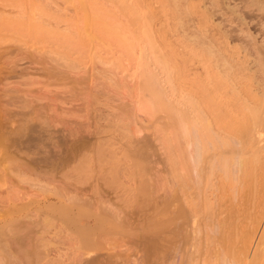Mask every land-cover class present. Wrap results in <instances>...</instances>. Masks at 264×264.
I'll return each instance as SVG.
<instances>
[{"label": "rangeland", "instance_id": "obj_1", "mask_svg": "<svg viewBox=\"0 0 264 264\" xmlns=\"http://www.w3.org/2000/svg\"><path fill=\"white\" fill-rule=\"evenodd\" d=\"M254 3L252 0H0V121L6 126L0 129V257L5 256L0 258V264H47L49 257L45 259L40 251L43 252L42 245L48 240L54 242V258L58 252L67 251L69 256L62 259V264H75L85 251L81 249L82 239L88 237L78 218L82 212L89 213V217L93 215L84 218L90 219L91 224L95 217L104 218L90 240L94 242V254L104 255L109 264L112 259V264H264V153L258 154L261 159L253 161L255 165L248 158L250 164L247 162L245 168L239 166L235 156H226L229 162H218L208 170L209 175L202 173L203 178L188 192L194 195L196 203L193 213L185 203V190L180 191L179 186L183 187L178 181L180 178H174L175 171L168 157L170 151L164 141V132H168L172 120L170 115L182 113V109L186 111L185 98L191 86L197 83L196 78L203 79L209 62L202 54L213 49L212 43L217 44L216 48L228 47L220 52L214 47L211 51L217 52L211 55L212 60L217 59L219 52V57L227 61L239 56L241 61L247 51V56L252 55L250 60L246 59L254 89L264 81L261 74L264 73V10L261 3ZM92 16L93 22L96 19L94 23ZM18 20L25 23L23 27L10 24ZM27 23L41 28L42 33L30 34ZM238 45L243 56L238 52L233 54L231 48ZM164 54L176 71L163 66L160 57ZM149 71L153 74H148ZM154 82L156 87L161 85L158 87L167 94L169 104L174 105L173 114L153 101L150 89ZM52 140L59 151L56 171L50 167L52 155L47 152L44 156ZM107 140L112 147H108ZM46 141L51 144L47 146ZM103 146L105 150H101ZM19 147L23 150L18 152ZM68 149L76 155L71 156L72 162ZM25 153L32 154L34 160L38 158L32 164L36 167L41 163L37 170L25 167ZM9 154L16 157L10 158ZM52 171L59 178L55 174L53 178L57 180L49 183L54 175ZM109 200L116 208L113 205L110 208ZM176 201L178 208H188L183 207V216L178 217L179 221L184 217L181 219L187 224L184 231L177 218L174 226L180 224L179 229L170 227L172 223L166 229L161 225L162 221L163 225L168 224L167 220L171 222L168 216L172 218L173 210L178 209L174 206ZM119 209L129 213L128 224L126 220V225L113 221ZM66 210L71 212L73 220L67 217ZM32 218L38 223L36 230ZM19 219L26 224L23 222L20 226ZM15 220L18 223H13ZM26 225L38 233L32 234ZM161 226L167 233L160 230ZM171 243L176 250L170 247ZM148 251L150 260L146 256ZM116 254L118 258L123 257L121 262ZM105 261L102 263L107 264Z\"/></svg>", "mask_w": 264, "mask_h": 264}, {"label": "bare ground", "instance_id": "obj_2", "mask_svg": "<svg viewBox=\"0 0 264 264\" xmlns=\"http://www.w3.org/2000/svg\"><path fill=\"white\" fill-rule=\"evenodd\" d=\"M14 1V0H13ZM256 1V3H254ZM255 1H253L252 0V2L254 3V4H256V5H258L259 3H261V9H263L264 10V7L262 6V2L264 3V1H262V0H259L260 2H258V0H255ZM262 1V2H261ZM250 3V2H249ZM251 4V3H250ZM248 5V4H247ZM246 5V7L247 8H251V5H250V7H248ZM253 6V5H252ZM254 7V6H253ZM252 7V8H253ZM257 7H260V5L259 6H257ZM94 8V7H93ZM242 10V9H241ZM263 10H261V11H263ZM251 11H253L252 9H251ZM260 11V10H259ZM136 12H138L137 10H136ZM264 12V11H263ZM96 13V12H95ZM108 14H109V12H107ZM244 13H245V11H244ZM248 15V14H247ZM262 15V14H261ZM95 16H96V14H95ZM91 17V16H90ZM104 17V16H103ZM95 17H93L92 16V18H91V20L92 19H94ZM102 19V18H101ZM253 19V18H252ZM106 20V19H105ZM85 21H88V20H85ZM96 21V19L94 20V22ZM89 22V21H88ZM92 22H93V20H92ZM93 22V23H94ZM241 22V21H240ZM13 27H15V28H20V27H23V25L25 24L23 21H19L18 20V22L17 21H15V22H13V23H10ZM28 25H30L29 23H27ZM32 24V26L30 25L29 26V28H30V34H41L42 32H40V31H42L41 30V28H36V26H33V23H31ZM85 24H87V22L85 23ZM98 24V23H97ZM103 24V23H102ZM101 24V25H102ZM105 24H107V25H109L108 23H105ZM244 24V23H243ZM247 24H248V22H247ZM261 24V23H260ZM92 25V24H91ZM244 25H246V24H244ZM94 26H96V25H93V27ZM103 26V25H102ZM99 27V26H98ZM112 27V26H111ZM110 26H109V28H111ZM113 27L115 28V26L113 25ZM112 27V28H113ZM111 28V29H112ZM100 29V28H99ZM111 29L109 30V32H111ZM115 29H118L117 27L115 28ZM245 30V29H244ZM90 31V30H89ZM88 31V32H89ZM102 31V30H101ZM114 31V30H113ZM103 32V31H102ZM101 32V33H102ZM116 32H119L118 30L116 31ZM263 32V31H262ZM91 33V32H90ZM95 33L96 34H98V35H100L99 34V31H98V33L95 31ZM107 33V32H106ZM112 34H113V32H111L110 33V37L112 36ZM116 34V33H115ZM118 34V33H117ZM91 36H93V34L91 35ZM109 36V34H107V37ZM120 36H121V34H120ZM119 37V36H118ZM124 37V36H123ZM95 38V37H94ZM104 38V37H103ZM121 38H122V36H121ZM119 39H120V37H119ZM124 39V38H123ZM122 42V41H121ZM216 42V41H215ZM249 42V41H248ZM247 42V43H248ZM264 42V41H263ZM126 43V42H125ZM128 43V42H127ZM220 43V42H219ZM253 43V42H252ZM215 44V43H214ZM210 45V44H209ZM213 43L211 44V47H213V49H215L216 48V46H217V44H215V45H213ZM223 45V44H222ZM247 45V44H246ZM250 45V44H249ZM256 45H258V44H256ZM228 46V45H227ZM240 45H238L237 46V48L234 46V48H236V49H234V48H231L232 50H233V54L234 53H236V55H237V52H238V54L239 55H242V54H240L241 53V51H240V49H238V47H239ZM215 47V48H214ZM224 47V48H223ZM218 46L217 48H219V52H220V50L222 51V48L223 49H228V47H226V46ZM252 47V46H251ZM208 48V47H207ZM209 48H210V46H209ZM216 48V49H217ZM243 48V47H242ZM241 48V49H242ZM246 48V47H245ZM249 48V47H248ZM154 49H156L157 50V47H155ZM212 48H211V50H213ZM244 49V48H243ZM206 50V49H205ZM210 49H208V50H206V52L204 51L203 52V54H202V56L204 55V59L206 60V62H209L208 63V65L204 68L205 69V73H204V75H202L203 76V79H199V80H197V78H196V81H197V83H193L195 86L194 87H192L191 86V88H193L192 90H191V88H190V94H189V96L187 97V98H185L186 100H185V104L187 105V109H186V111H184L182 108H178L179 110H181L182 109V113L181 114H179V112H178V114H176L177 112H174L173 110H175V108H174V105L173 106H171L170 104H169V102H168V99L169 98H167V94L165 95V93H163L162 91L163 90H161V87H158V85L159 86H161L160 84H158L157 85V87H156V85H155V83H157V82H154V85H153V83H152V85H151V89H150V93H151V96H152V99H153V101H156V104H158V106H162V107H164L165 109H166V112L168 111V113H170L171 114V112H172V114H173V112H174V116H175V118H174V116H172V115H170V114H168V117H169V115L172 117H170V119H172L171 120V122H169L170 124L168 125V132L166 131V132H164L165 133V144H166V146L169 148V151H170V156H168V157H170L169 159H170V162H171V165H173V168H174V178H177V180H178V178H180V180H178V181H180L181 183H182V185H183V187L182 186H179L180 187V191H181V189H184L185 191H184V197H186V198H184L185 199V203H186V205H188L189 207H191V211L194 213V211L195 210H193V206L194 205H196V203L194 204V202H193V198H194V195L193 194H189L188 192L191 190V189H193L194 188V183H196V182H198L199 181V179L201 178H203V176L204 175H202V173H204V172H208V170H210L211 168H213V167H216V165H217V163L218 162H220V161H224L225 159H227V158H225L226 156H235L234 158L235 159H237L238 158V160H235V159H233V160H235V161H239V162H237V163H240V165L239 166H243L244 167V165H247L250 161V159L252 160L251 161V163H255V162H253V161H260V155H261V153H264V81L263 82H261L260 84L258 83V85L257 86H259V87H257V89L255 88L254 89V82H253V84H252V77L250 76V72L249 73H247V69H249V62H248V60L246 59V58H248L249 59V57L250 56H252L251 54L249 55V56H247V51L245 52V54H246V56H245V58H243L244 60H241V61H239L240 60V58H242L241 56H239V57H237V59H230V60H228L227 61V59H223V58H220L219 56V52H218V55H217V59L215 58V60L213 59H210L212 56L211 55H213L214 56V53L213 52H215V51H211ZM218 50V49H217ZM217 50H216V52H217ZM225 50H223V52L225 51ZM245 50V49H244ZM157 52H159L160 53V51H159V49L157 50ZM215 52V53H216ZM228 53H230L229 51H227ZM232 52V51H231ZM254 52V51H253ZM256 52V51H255ZM254 52V53H255ZM220 54H222V53H220ZM231 54V53H230ZM260 54V53H259ZM157 55V54H156ZM159 55V54H158ZM165 55V54H164ZM226 55H228L227 53H226ZM160 56H163V54H162V52H161V55ZM159 56V57H160ZM235 56V55H234ZM243 56V55H242ZM159 57H158V59L157 60H159V61H161L162 60V62H163V66L167 69V70H173V71H176L175 70V66L173 67V65H170L169 64V60L168 59H166V55L162 58V57H160L161 58V60L159 59ZM219 57V58H218ZM223 57V56H222ZM228 57V56H227ZM226 57V58H227ZM225 58V57H224ZM252 58V57H251ZM164 59V60H163ZM259 59V58H258ZM262 59V58H261ZM250 60V59H249ZM263 60H264V57H263ZM263 60H260V61H262L263 62ZM213 61V62H212ZM239 61V62H238ZM246 61H247V63H246ZM255 61H258V60H255ZM259 61V63H261ZM210 62H211V64H210ZM255 63V62H254ZM210 64V65H209ZM248 64V65H247ZM263 64V63H262ZM259 65V64H258ZM248 66V67H247ZM254 66V65H253ZM262 68V67H261ZM165 69V70H166ZM255 69V68H254ZM171 70V71H172ZM252 72H254V71H252ZM263 72V71H262ZM170 73V72H169ZM177 73H178V71H177ZM259 73V72H258ZM148 74H150V75H152L151 73H150V71L148 72ZM172 74V73H171ZM263 76H264V73H261ZM150 75H149V77H150ZM178 75H179V73H178ZM253 75V74H252ZM169 76V75H168ZM181 77H182V75H181ZM152 78H153V76H152ZM169 78L171 79V77L169 76ZM195 80V79H194ZM193 79H192V81L191 82H193L194 81ZM255 80H257V79H255ZM264 80V79H263ZM259 81V80H258ZM262 81V80H261ZM195 82V81H194ZM159 83V82H158ZM150 85V84H149ZM256 87V86H255ZM166 96V97H165ZM179 105V104H178ZM182 105V104H181ZM180 105V106H181ZM179 107V106H178ZM28 108V107H27ZM177 108V107H176ZM178 109H177V111H178ZM26 111V110H25ZM27 112V111H26ZM32 112V111H31ZM34 112V111H33ZM32 112V113H33ZM18 113V112H17ZM25 113V112H24ZM29 113V112H28ZM27 113V114H28ZM35 113V112H34ZM14 114H15V112H14ZM177 116H176V115ZM25 117V116H24ZM34 117V116H33ZM15 119H18V118H15ZM28 119V118H27ZM19 120V119H18ZM31 120H34V119H31ZM40 120V119H39ZM10 121V120H9ZM19 122H21V121H19ZM40 123H41V121H39ZM0 129H2L3 127H6L5 126V123H2V121H0ZM17 126V125H16ZM12 127V126H11ZM50 127V126H49ZM52 127V126H51ZM57 127V126H56ZM54 128V127H53ZM16 129V128H15ZM38 129V128H37ZM171 129V130H170ZM11 131H12V129H10ZM14 130V129H13ZM17 131H18V129H16ZM24 130V129H23ZM29 130V129H28ZM19 131H21V129L19 130ZM18 131V132H19ZM25 131V130H24ZM30 131V130H29ZM32 131H33V129H32ZM32 131H31V133H32ZM10 132V131H9ZM38 132V131H37ZM36 132V133H37ZM74 132V131H73ZM0 133H2V132H0ZM22 133V132H21ZM52 133V132H51ZM75 133V132H74ZM3 134H5V132H3ZM15 134V133H14ZM28 134H29V132H28ZM56 134V133H55ZM46 135V134H45ZM167 135V136H166ZM4 136V135H3ZM29 136V135H28ZM36 136V135H35ZM54 136H56V135H54ZM70 136V135H69ZM25 137H27V136H25ZM30 138H32L31 136H29ZM52 137V136H51ZM67 137V136H66ZM86 137H87V135H86ZM3 138V137H2ZM14 138V137H13ZM4 139V138H3ZM7 139H8V137H7ZM10 139V138H9ZM8 139V140H9ZM15 139V138H14ZM61 139V138H60ZM91 139V138H90ZM47 140V139H46ZM3 141H5V140H3ZM32 141V140H31ZM51 141V140H50ZM66 141V140H65ZM70 141V140H69ZM99 141V140H98ZM11 142V141H10ZM21 142V141H20ZM40 142V141H39ZM47 142V141H46ZM52 144L49 142H47V146H48V144H51V145H49L50 147L48 148L49 149V151H46V150H48V149H46V150H44V151H46V153H45V155L44 156H46V154H47V152H49L51 155H52V161H50V162H52V166H50V167H52L53 169H54V171H56V167H57V155H58V153H59V151H58V147H57V143H55V141L54 140H52ZM88 142V141H87ZM109 142H110V140H109ZM5 143V142H4ZM3 143V144H4ZM34 143H35V140H34ZM82 143V142H81ZM107 143H108V140H107ZM69 144V143H68ZM89 144V143H88ZM109 144V143H108ZM43 145V144H42ZM66 145H67V142H66ZM110 145L111 144H109L108 145V147H110ZM128 145V144H127ZM7 147H9L8 146V144L6 145ZM68 146H70V145H68ZM114 146V145H113ZM179 146V147H178ZM13 147H14V145H13ZM16 147V146H15ZM14 147V148H15ZM39 147V146H38ZM45 147H46V143H45ZM108 147L106 148V149H108ZM111 147H112V145H111ZM166 147V148H167ZM181 147V150L179 149ZM42 148V147H41ZM79 148V147H78ZM100 148V147H99ZM115 148V147H114ZM6 149V148H5ZM8 149V148H7ZM19 149L20 150H23L21 147H19V148H17V150H18V152H19ZM39 149V148H38ZM66 149H67V146H66ZM81 149V148H80ZM105 150V146H103V147H101V150ZM117 149V148H116ZM120 149V148H119ZM17 150H16V152H17ZM78 150V149H77ZM87 150V149H86ZM111 150V149H110ZM89 151H90V149H89ZM168 151V150H167ZM15 152V151H14ZM23 152H25V151H23ZM39 152H41V149H40V151ZM65 152V151H64ZM68 152H69V149H68ZM74 152V150L72 151V150H70V152H69V154L67 153V155H69V159H72V160H69L70 162H72L73 161V154H74V156H76L75 155V152ZM81 152V151H80ZM84 152H86V151H84ZM92 152H93V150H92ZM95 152V151H94ZM101 152V151H100ZM117 152V151H116ZM8 153H10V152H8ZM20 153H22V151L20 152ZM36 153V152H35ZM34 153V154H35ZM89 154H90V152H88ZM110 153V152H109ZM119 153H120V151H119ZM169 153V152H168ZM18 154V153H17ZM77 154V153H76ZM84 154V153H83ZM115 154V153H114ZM118 154V153H117ZM258 154H260L259 156H258ZM14 155V154H13ZM16 155V154H15ZM19 155V154H18ZM30 154H26L25 153V158L24 159H26L25 161H26V165L25 164H23V165H25V167L28 169L29 168V166L30 167H32V164H33V162L34 161H36V160H38V158L36 159V160H34L33 159V156H29ZM87 155V154H86ZM110 155H112V153L110 154ZM120 155H122V153L120 154ZM264 155V154H263ZM262 155V156H263ZM9 156H10V158H12L11 157V154H9ZM21 156H22V154H21ZM24 156H22V157H24ZM36 156V155H35ZM43 156V157H44ZM72 156V157H71ZM84 156H85V154H84ZM113 156V155H112ZM14 157H16V156H14ZM13 157V158H14ZM20 157V156H19ZM18 157V158H19ZM67 157V156H66ZM86 157H88V159H89V156H86ZM120 157V156H119ZM264 157V156H263ZM230 158V157H229ZM248 158H249V160H248ZM7 160H8V158H6ZM66 159H68V158H66ZM87 159V158H86ZM86 159H85V161H86ZM91 159V158H90ZM116 159H118L117 157H116ZM126 159V158H125ZM231 159L232 158H230V162H231ZM20 160V159H19ZM61 160H63V159H61ZM113 160H115L114 158H113ZM64 161V160H63ZM104 161V163H106L105 162V160H103ZM102 161V162H103ZM108 161H110V160H108ZM121 161V160H120ZM229 162L228 160H225V162ZM234 161V162H235ZM59 162H60V160H59ZM58 162V163H59ZM67 163H69L68 162V160L66 161ZM65 162V163H66ZM224 162V163H225ZM248 162V163H247ZM64 163V162H63ZM89 163V162H88ZM232 163V162H231ZM259 163V162H258ZM45 164V163H44ZM47 164V163H46ZM73 164H75V162L73 163ZM220 164V163H219ZM222 164V163H221ZM226 164V163H225ZM224 164V165H225ZM250 164V163H249ZM257 164V163H256ZM260 164V163H259ZM23 165H22V167H23ZM39 165H41V163H39ZM39 165H37V166H39ZM255 165V164H254ZM37 166L35 167V165H34V167H32L33 169H31V168H29L28 170H34L35 168H36V170H37ZM60 166V165H59ZM105 166V165H104ZM219 166H221V165H219ZM223 166V165H222ZM21 167V166H20ZM47 167V166H46ZM49 167V168H50ZM102 167V166H101ZM231 167V166H230ZM66 168V167H65ZM83 168H84V165H83ZM225 168V167H224ZM245 168V167H244ZM247 168V167H246ZM129 169V168H128ZM221 169H223V168H221ZM252 169H253V167H252ZM22 170V169H21ZM43 170V169H42ZM50 170V169H49ZM84 170V169H83ZM220 170V169H219ZM23 171H24V169H23ZM27 171V170H26ZM44 171V170H43ZM85 171L87 172V170L85 169ZM173 171V170H172ZM35 172V171H34ZM42 172V171H41ZM53 172V171H52ZM58 172V171H57ZM63 172H65V171H63ZM62 172V173H63ZM81 172V171H80ZM90 172V171H89ZM117 172V171H116ZM211 172H212V170H211ZM38 173V172H37ZM40 173V172H39ZM44 173H45V171H44ZM47 173V172H46ZM60 173H61V171H60ZM66 173H67V171H66ZM93 173H95V172H93ZM98 173V172H97ZM51 174V173H50ZM53 176L51 177V182L49 181V183H53L54 182V180L56 181L57 180V178H53V177H56L57 176V173L56 172H53ZM55 174H56V176H55ZM119 174V173H118ZM132 174V173H131ZM209 174H211L210 172H208V175ZM31 175V174H30ZM35 175H36V173H35ZM45 175V174H44ZM47 175V174H46ZM48 175H49V173H48ZM67 175H68V173H67ZM76 175V174H75ZM87 176H88V174H86ZM117 175V174H116ZM146 175V174H145ZM212 175H213V173H212ZM34 176V175H33ZM40 176H41V174H40ZM86 176V177H87ZM96 176V175H95ZM95 176H94V181H95ZM207 176V175H206ZM58 177V176H57ZM62 177H64V176H62ZM75 177V176H74ZM119 177V176H118ZM209 177V176H208ZM225 177V176H224ZM53 178V179H52ZM59 178V177H58ZM77 178V177H76ZM242 178V177H241ZM62 179V178H61ZM86 180H88V178H85ZM98 179V178H97ZM101 179V181H102V178H100ZM103 179H104V181L106 180L105 179V177H103ZM39 180V179H38ZM85 180V181H86ZM211 180V179H210ZM241 180V179H240ZM80 182H82V181H84V180H79ZM89 181V180H88ZM92 181V180H91ZM93 181V182H94ZM103 181V182H104ZM203 181V180H202ZM244 181L245 180H243V183H244ZM66 182H68V181H66ZM87 182V181H86ZM93 182H92V184H93ZM108 182V181H107ZM180 182H179V184H180ZM200 182V181H199ZM47 183V182H46ZM84 183V182H83ZM89 183V182H88ZM97 182L95 181V184H96ZM55 184V183H54ZM53 184V185H54ZM79 184V183H78ZM199 184V183H198ZM74 185H76V184H74ZM82 185V184H81ZM140 185V184H139ZM181 185V184H180ZM200 185V184H199ZM55 186V185H54ZM84 186V185H83ZM94 186V185H93ZM138 186V185H137ZM202 186H203V184H202ZM100 187H101V185H100ZM133 187V186H132ZM80 188V187H79ZM103 188V187H102ZM135 188V187H134ZM137 188V187H136ZM54 189H55V187H54ZM67 189V188H66ZM74 189V188H73ZM82 189H84V188H82ZM119 190V189H118ZM199 190H200V188H199ZM78 191V190H77ZM82 191V190H81ZM134 191V190H133ZM175 193V192H174ZM54 194V193H53ZM102 194V193H101ZM100 194V195H101ZM118 194V193H117ZM181 194H183V190H182V193ZM97 195V194H96ZM105 195V194H104ZM123 195V194H122ZM178 195V194H177ZM206 195V194H205ZM79 196V195H78ZM99 196V195H98ZM101 196H103V195H101ZM128 196V195H127ZM133 196V195H132ZM85 197V196H84ZM123 197H124V195H123ZM156 197V196H155ZM183 197V196H182ZM75 198V197H74ZM206 198V197H205ZM208 198H209V196H208ZM60 199V198H59ZM84 199V198H83ZM82 199V200H83ZM92 199V198H91ZM96 199H98L97 197H96ZM95 199V200H96ZM101 199V198H100ZM127 199V198H126ZM134 199V198H133ZM147 199V198H146ZM151 199H152V197H151ZM87 200V199H86ZM166 200V199H165ZM183 200V199H182ZM209 200V199H208ZM208 200H206L207 202H208ZM89 201H90V199H89ZM92 201V200H91ZM102 201V200H101ZM100 201V202H101ZM108 200H106V202H107ZM110 201V200H109ZM132 201V200H131ZM167 201V200H166ZM93 202V201H92ZM171 202H173V201H171ZM175 202V201H174ZM177 202V201H176ZM90 203V202H89ZM111 205H110V208H112L111 206L113 205V203H111V201L109 202ZM132 203V202H131ZM155 203V202H154ZM153 203V204H154ZM77 204V203H76ZM98 203H96V205H97ZM107 204V203H106ZM134 204V203H133ZM156 204V203H155ZM171 204H174V203H171ZM170 204V205H171ZM179 204H180V202H179ZM181 204H183L182 202H181ZM84 205V204H83ZM93 205V204H92ZM95 205V206H96ZM99 205V204H98ZM168 205V204H167ZM183 205H185V204H183ZM212 205V204H211ZM51 206V205H50ZM55 206V205H54ZM108 206H109V204H108ZM171 206H173V205H171ZM175 207H177L178 208V202H177V204L176 205H174ZM187 206V207H188ZM62 207V206H61ZM70 207V206H69ZM84 207V206H83ZM107 207V206H106ZM113 207H115L114 205H113ZM122 207V206H121ZM121 207H120V209H121ZM148 207V206H147ZM183 207L184 206H182L181 208H178L177 210H176V208L174 209L173 207H171L172 209H174L173 210V216H172V218H170V215L168 216V219H171V222L169 221V220H167L168 222V224H166L165 223V220H164V223L166 224V225H163V221H162V224L159 222V226H160V224L164 227L165 226V229H166V226H168L169 225V223L171 224L172 223V226L170 225V227H173L174 226V224L175 223H177V221H175L176 220V218H177V220H178V223H180L181 222V224L183 225V231H184V228H186L187 229V224H186V222H184L183 220V223H182V221H181V219H183L184 217H182V218H180V221H179V218L178 217H181L180 215H182L183 214ZM197 207H198V205H197ZM201 207V206H200ZM51 208V207H50ZM80 208V210H81V208L82 207H79ZM100 208V207H99ZM108 208V207H107ZM116 208V207H115ZM140 208H141V206H140ZM47 209V208H46ZM52 209V208H51ZM72 209V208H71ZM106 209V208H105ZM119 209V210H120ZM184 209L186 210V209H188V208H186V207H184ZM194 209H195V206H194ZM99 209H97V211H98ZM112 210V209H111ZM142 210H143V206H142ZM159 210V209H158ZM168 210V209H167ZM176 210V211H175ZM200 210H201V208H200ZM40 211V210H39ZM69 211H70V208H69ZM110 211V210H109ZM145 211V210H144ZM169 211V210H168ZM198 211H199V208H198ZM62 212H63V210H62ZM73 212V211H72ZM79 212V211H78ZM95 212V211H94ZM104 212V211H103ZM110 212H113V210L112 211H110ZM126 212H127V210H126ZM125 212V210H120L119 212H116L115 211V216H114V213H113V216H114V222H115V220L118 222V223H120V222H123V224L122 225H126V224H124V222H125V220H126V223H127V217H129L127 214H129V213H126ZM143 212V211H142ZM141 211H140V214L142 213ZM147 212V211H146ZM161 212H162V210H161ZM60 213V212H59ZM65 213L67 214V217L68 218H71L72 219V217H70V213L68 212V210H66L65 211ZM73 213H75V212H73ZM99 213V212H98ZM167 213V212H166ZM165 213V214H166ZM188 213H190V211L188 212ZM31 214V213H30ZM80 214V215H79ZM78 215V218L80 217V220H81V223H82V231L83 232H85L87 235H88V237L87 238H85V239H82L83 240V242H82V246H81V249L83 248L85 251L83 252V253H81V256H79V258L76 260V263L77 264H104V263H102V262H104L105 260V257H104V255H100L99 253H96V254H94V250L92 249V246H93V241H91L90 240V237L92 236L93 237V233H94V231L96 230V227H100V223H101V221H102V219H104V218H101L99 215H100V213H99V217L97 218V217H95L96 218V220L94 221V224H91L92 223V221L90 220V219H84L86 216L87 217H89V213H79ZM94 214H96V213H94ZM112 214V213H111ZM143 214V213H142ZM64 215V214H63ZM161 215V214H160ZM189 215V214H188ZM54 216V215H53ZM74 216H75V214H74ZM91 216H93V215H91ZM91 216L89 217V218H91ZM183 216V215H182ZM184 216H187V214L185 215L184 214ZM29 217V216H28ZM28 217H27V219H28ZM67 217H66V219H67ZM86 217V218H87ZM22 218V217H21ZM26 218V217H25ZM156 218V217H155ZM162 218V217H161ZM29 219H31V217L29 218ZM33 219V218H32ZM75 219H76V217H75ZM153 219V218H152ZM160 219V218H159ZM54 220V219H53ZM73 220V219H72ZM79 220V221H80ZM94 220V219H93ZM106 220V219H105ZM108 220V219H107ZM129 220V219H128ZM142 220H144L145 221V219L143 218ZM154 220V219H153ZM152 220V221H153ZM14 221V220H13ZM16 221V220H15ZM18 221V220H17ZM13 222V223H18V222ZM19 223H20V226H22L23 224V220H20L19 219ZM33 221H34V219H33ZM32 221V223H30L29 225H31L32 224V226L34 225V222ZM40 221H41V219H40ZM49 221H51L50 219H49ZM77 221V220H76ZM85 221V222H84ZM108 221H110V220H108ZM107 221V222H108ZM135 221V220H134ZM143 221V222H144ZM151 221V220H150ZM155 221H156V219H155ZM193 221V220H192ZM57 222V221H56ZM103 222V221H102ZM137 222V221H136ZM142 222V224L140 223V225H142L143 226V223ZM154 222V221H153ZM25 223V222H24ZM50 224H51V222H49ZM49 223H46L47 225L49 224ZM116 223V222H115ZM129 223V222H128ZM127 223V224H128ZM186 225H185V224ZM194 223V222H193ZM26 224V223H25ZM28 224V223H27ZM36 224L38 225V223L37 222H35V225H34V228H35V230H36ZM137 224V223H136ZM150 225H151V223H149ZM40 225V224H39ZM101 225H102V223H101ZM179 225L180 224H178V226H176L178 229H179ZM184 225H185V227H184ZM27 226V225H26ZM41 226V225H40ZM39 226V227H40ZM49 226V225H48ZM51 226V225H50ZM111 226V225H110ZM162 226H161V229L160 230H162ZM174 226V227H175ZM190 226V225H189ZM28 227V230H32V234L34 233L35 234V232H34V228L33 227H29V226H27ZM150 227V226H149ZM153 227V226H152ZM31 228V229H30ZM33 228V229H32ZM37 228H38V226H37ZM69 228V227H68ZM18 229H20V227L18 228ZM23 229V228H22ZM40 229L42 230V226L40 227ZM45 229V231H46V233H48L49 231H48V229L46 230V228H44ZM105 229V228H104ZM123 229V228H122ZM167 229H169V228H167ZM186 229H185V231H186ZM16 230H17V228H16ZM40 230V231H41ZM103 230V229H102ZM154 230V229H153ZM192 230H193V228H192ZM22 231V230H21ZM37 231H39V228L37 229ZM48 231V232H47ZM73 231V230H72ZM99 231V230H98ZM162 231H164V228H163V230ZM17 231H14V233H16ZM44 232V231H43ZM124 232V231H123ZM151 232H152V229H151ZM164 232H166V231H164ZM169 232H171V231H169ZM181 232H182V230H181ZM28 233V232H27ZM31 233H29V234H31ZM36 233H38V232H36ZM149 233V232H148ZM155 233V232H154ZM167 233V232H166ZM175 233V232H174ZM174 233H172L171 232V234H173V235H175ZM185 233V232H184ZM184 233H182V235L184 234ZM13 234V233H12ZM22 234V233H21ZM28 234V235H29ZM118 234V233H117ZM251 234V233H250ZM24 235V234H23ZM25 235H26V233H25ZM51 235V234H50ZM152 235V234H151ZM153 235H155V234H153ZM168 235V234H167ZM178 235V234H177ZM249 235V234H248ZM16 236V235H15ZM35 236V235H34ZM39 236H40V234H39ZM44 236H45V234H44ZM44 236H42V237H44ZM253 236V235H252ZM41 237V238H42ZM127 237V236H126ZM140 237V236H139ZM155 237V236H154ZM175 238L177 237V236H174ZM189 237V236H188ZM26 238H28V239H30L29 237H27V235H26ZM124 238V237H123ZM137 238V237H136ZM136 238L134 237V240L136 241ZM15 239V238H14ZM16 239H17V237H16ZM22 239V238H21ZM39 240H40V237L38 238ZM38 239H36V240H38ZM93 239V238H92ZM121 239H122V237H121ZM160 239H162V238H160ZM172 239V238H171ZM178 239H183V236H182V238H179V236H178ZM247 239H249V240H251V237H249L248 236V238ZM24 240H25V238H24ZM31 240H33V237H32V239ZM95 240V239H94ZM133 240V239H132ZM173 240V239H172ZM184 240V239H183ZM253 240V239H252ZM20 241H22V240H20ZM19 241V242H20ZM49 242H46V243H44L42 246H43V249L45 250V252H44V250H43V252H41L40 251V254H42L43 255V257H45V259L46 258H48L49 257V261H47V264H62V261H64V260H62L63 258H67L69 255H68V253H67V251H66V253H57V255H56V258H54L53 256H52V254H53V252H54V249H52V245H53V243L51 242V240H48ZM81 241V240H80ZM155 241H157V239L155 240ZM160 241V240H159ZM162 241V240H161ZM160 241V242H161ZM167 241H169V238H168V240ZM177 241V240H176ZM164 242H166V241H164ZM170 242H171V240H170ZM174 242V241H173ZM4 243V242H3ZM11 243L13 244V242L11 241ZM127 243V242H126ZM136 244H137V242H135ZM153 243H155L156 244V242H153ZM163 243V242H162ZM176 243V242H175ZM180 243V242H179ZM197 243V242H196ZM246 243V242H245ZM248 243V242H247ZM246 243V244H247ZM8 244V243H7ZM80 244V243H79ZM139 244V243H138ZM137 244V245H138ZM158 244H160L159 242H158ZM168 244V243H167ZM177 244H178V241H177ZM249 244V243H248ZM247 244V246H249ZM31 245V244H30ZM152 245V244H151ZM181 246H182V244H180ZM17 246V245H16ZM155 245H153V247H154ZM171 246H173V244L171 243V245H170V247ZM246 246V245H245ZM10 247V246H9ZM8 247V248H9ZM56 247V246H55ZM79 247V246H78ZM148 247H149V245H148ZM148 247H146L147 249H148ZM167 247H168V245H167ZM179 247V246H178ZM198 247V246H197ZM12 248V247H11ZM24 248V247H23ZM158 248V246L156 247V249ZM160 248H161V246H160ZM172 248H174L175 249V244H174V246L172 247ZM249 248H251L250 246H249ZM40 249H41V247H40ZM39 249V250H40ZM167 248H165V250H166ZM4 250V249H3ZM11 250V249H10ZM146 250V249H145ZM150 250H152L151 248H150ZM154 250V249H153ZM171 250V249H170ZM176 250V249H175ZM175 250H173V251H175ZM248 250H251V249H248ZM16 251V250H15ZM96 251V250H95ZM169 251V250H168ZM167 251V252H168ZM178 251V250H177ZM184 251V249L182 248V252ZM195 251V250H194ZM5 252H7V251H5ZM11 252V251H10ZM24 252V251H23ZM22 252V253H23ZM151 252H153V251H151ZM154 252H157L158 253V251H154ZM154 252H153V254H154ZM163 252H165V251H163ZM181 252V251H180ZM247 252V251H246ZM13 253L14 252H12V255H13ZM18 253V252H17ZM45 254V256H44V254ZM149 251H148V255H146L147 256V259H148V257H149ZM162 253V252H161ZM171 253H172V251H171ZM77 254V253H76ZM164 254V253H163ZM259 254V253H258ZM5 255H6V253H5ZM19 255V254H18ZM17 255V256H18ZM27 254H25V256H26ZM111 255H113V254H111ZM158 255V257H159V254H157ZM161 255V254H160ZM186 255V254H185ZM10 256V255H9ZM22 256V255H21ZM28 256V255H27ZM30 256H31V254H30ZM75 256V255H74ZM116 256H117V254H116ZM247 256V255H246ZM5 258V256H2V257H0V258ZM75 257H78V256H75ZM107 257V256H106ZM109 258L110 257H112V256H108ZM114 257V256H113ZM162 257V256H161ZM181 257H184V255H182L181 254ZM189 257H190V255H189ZM249 257V256H248ZM257 257V256H256ZM3 258V259H4ZM9 258V257H8ZM17 258V257H16ZM104 258V259H103ZM119 258H120V256H119ZM119 258H118V256H117V259L119 260ZM121 258H123V257H121ZM120 258V262H121V259ZM155 258H156V256H155ZM187 257H185V260H188V259H186ZM192 258V257H191ZM17 259H19V261L21 262V260H20V257H18ZM108 259V258H107ZM150 259H152V258H149L148 260H150ZM160 259V258H159ZM158 259V260H159ZM249 258H247V260H248ZM10 260L12 261V259L10 258ZM40 260V259H39ZM156 260V259H155ZM182 260H183V258H182ZM19 261H18V263H19ZM107 261V260H106ZM105 261V262H106ZM144 261V260H143ZM152 261H154V260H152ZM258 262H259V260H257ZM10 262V261H9ZM42 262V261H41ZM49 262V263H48ZM145 262V261H144ZM150 262V261H149ZM164 262V261H163ZM8 263V262H7ZM13 263V262H12ZM65 263V262H64ZM68 263V262H67ZM73 263V262H72ZM75 263V264H76ZM107 264H109L108 263V261L106 262ZM113 263V259H112V262H111V264ZM153 263H155V262H153ZM166 263V262H165ZM170 263V262H169ZM248 263V262H247ZM246 263V264H247ZM256 263V262H255ZM17 264V263H16ZM186 264H188V263H186ZM251 264V263H250ZM257 264V263H256Z\"/></svg>", "mask_w": 264, "mask_h": 264}]
</instances>
